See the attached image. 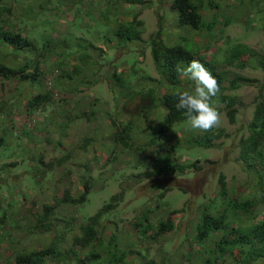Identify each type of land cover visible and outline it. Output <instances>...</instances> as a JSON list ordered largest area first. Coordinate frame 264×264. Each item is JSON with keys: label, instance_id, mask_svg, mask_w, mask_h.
Wrapping results in <instances>:
<instances>
[{"label": "trees", "instance_id": "trees-1", "mask_svg": "<svg viewBox=\"0 0 264 264\" xmlns=\"http://www.w3.org/2000/svg\"><path fill=\"white\" fill-rule=\"evenodd\" d=\"M7 1L0 0V48L28 59L21 66L16 62L6 64L0 61V78L34 83L43 73L44 65L55 76L53 89L47 87L27 101L29 114H43V120L33 129L26 128L21 133L32 139L31 147L28 145L29 154L1 152L5 140L0 135V264H264V81L257 84L259 94L252 117L236 130L241 136L234 140L232 147V154L239 150L235 160L248 176L242 191H238L240 187L228 184L223 175L213 181L203 178L207 188L201 194L194 189H183L189 194L188 199L193 200L191 210L196 217L189 218V226L179 236L178 245L173 246L177 237L174 232L180 229V223H174L176 210H170L166 217L161 215L152 219V209L144 206L129 227H122L117 222L118 215L112 210L117 207L120 211H127L119 205L143 175L160 176L162 172L170 171L177 174L187 171L186 175H189L190 170L198 167L199 156L192 152L195 161L179 162V158L171 155L172 148L181 145L177 137L170 150L150 161L153 170L129 175L132 184L128 185L126 194L125 190L112 194L101 208L89 213L86 204L101 181L96 175V167L102 169L109 162L102 163L98 152L107 151L112 159L113 150L121 145L119 153L132 154L137 147L132 143L135 142L133 139L139 136L140 124L137 122L145 121L149 127L150 139L144 146L162 143L159 142L161 139L168 140L169 132L178 133L177 125L186 117L183 110L177 111L174 107L176 93L192 90L195 85L177 69L187 67L196 55L217 78L220 91L212 102L216 106L226 105L231 123L238 122L237 110L242 104L236 95L224 91L239 88L245 82L244 78L237 75L229 80V70L219 69L220 60L215 56L207 59L206 54L197 53L198 48L186 39V31L177 36L178 40L169 33V44L161 37V29L156 35L144 39L146 25L137 11L144 0H74L78 3L76 15L81 19L76 28L65 25L68 32L62 39H59V24L55 27L60 28L56 36L46 35V29L40 33L39 30L35 34L37 42L23 35L20 29H12L7 13H12L13 8ZM45 1L50 3L49 8L53 11L56 0ZM59 1L66 4L70 0ZM41 2L34 0V7H41ZM204 5L202 0H172L175 24L177 22L180 28L205 27L212 31L215 22L208 24L204 21ZM85 10L92 15V20H87ZM49 22L52 25L54 21ZM82 23L89 24L85 27L88 36L76 34L82 29ZM45 26L41 25V28ZM100 40L102 45H96ZM108 41L114 46L110 47ZM139 48L151 49L159 77L151 75L143 66L145 52L139 53ZM129 52H132L131 56L135 54L133 59L127 56ZM224 59L239 67L255 62L254 66L264 72V53L259 54L246 44L231 47ZM30 65L34 66V73L29 71ZM102 83L108 84V90L115 97L113 107L104 103L97 91L90 90L86 97H74L83 85L93 88ZM58 93L60 99L56 97ZM137 97L145 101L140 113L126 123L118 122L125 111L124 106ZM110 109H115L119 116L108 113ZM106 117L108 123L103 129ZM80 121L81 125L76 126L85 132L74 143L70 140V131L73 124ZM93 122L96 131L101 128L109 132L106 140L100 141L99 148L92 145L98 139ZM37 126L39 132L47 130L36 132L40 138L35 141L27 132H34ZM191 130L189 142L195 143L194 148L212 147L224 134L223 129L213 128L203 133ZM40 139L52 145L50 156L44 145H37ZM19 165L23 169H15ZM50 171L52 175L48 182L43 179V174ZM126 176L124 172L121 178ZM162 188V184L152 186L151 191L157 192L151 195L153 199L162 201L166 197L167 190ZM158 208L161 209V204ZM195 220L197 223H193ZM152 242L167 243L165 250L169 254L151 257Z\"/></svg>", "mask_w": 264, "mask_h": 264}, {"label": "rangeland", "instance_id": "rangeland-1", "mask_svg": "<svg viewBox=\"0 0 264 264\" xmlns=\"http://www.w3.org/2000/svg\"><path fill=\"white\" fill-rule=\"evenodd\" d=\"M144 1L145 3L137 8L140 18L143 19L146 25L144 39H149L151 36L156 35L159 29H161V37L169 44V33L172 34L174 39L178 40L177 36L184 34V31H186V39L188 38L194 43L193 46L198 48L197 53L206 54L207 59H211L212 56H215L220 60L218 63V65H220L219 69L223 68L229 70V80L237 75L243 77L245 80L244 83L242 81L243 85L239 88L235 90L226 89L224 91L229 95H236L239 104H242L238 106L237 110L239 112L237 118L238 122H230L225 104L217 105L220 112V124L214 129H223L224 134L219 139L215 140V144L212 147L196 146L194 148L195 143L189 142V136L192 130L191 128H187V120L177 125L176 130H178V133H168V140L164 141V139H161L159 142L162 141V143H156L153 146H144L149 141L150 137L148 134L149 127L145 121H142L141 123L137 122V124H140L138 127L139 136L136 135L133 139L135 142H132L137 146L132 152L134 155L126 151L125 153H119L121 145L116 150H113L112 159H109L107 151L101 152L102 150H99L98 152L101 156L102 163L104 161L109 162L105 166H102V169H100L99 166L96 167V175L101 181L98 182L95 190H93L94 192L91 196V200L86 204V210L89 211V213H93L101 208L112 194L120 193L123 190H125L126 194L128 185L132 184L129 180V175L132 173L142 174L147 170H153L154 166L150 161H154L159 157L158 154L161 155L170 150L177 137H179L181 145L172 148L171 155L179 158V162L186 161V163H190V161H195L196 158L192 156V152L194 155L199 156L200 160L197 161L198 167L196 170H190L188 172L189 175L179 176L183 174L176 175L170 172H162L160 176L152 177L143 175L142 180L140 179L141 181L134 184L133 191L128 192L127 195L129 196L119 205L124 211H127H120L117 207L112 210L114 215H118L117 222L122 227H129L130 223L135 220V215L140 214L144 206L149 207L150 210L152 209L150 214L152 219H155L156 216L161 214L166 217L170 210H176L177 213L174 217V223H180L179 231L177 233L176 231L174 232L177 237L173 246H176L179 243V236L182 234L185 227L189 226V218L196 217V213H193L191 210L193 200L188 199L189 194L180 190V188H187V190L194 189L198 194H201L202 192H206L207 188V183L205 184L202 181L203 178L213 181L220 175H223L228 184L240 187L238 191L241 192L242 186H244V183L247 181L248 176L245 170L242 168L241 164L235 160L239 150L232 154V150L234 149L232 147L235 143L234 140L241 136L236 130L239 129L241 123H248L252 117L254 102L259 94V86H257V84L264 81V72L260 68L254 66L255 62L249 63L244 67H239L236 63L232 64L228 62L224 59V56L227 50L239 44L249 45L259 54L264 53V0H202L205 4L202 9L204 21L208 24L215 22V27L212 31L205 27H200L199 29H193L190 26L183 27L192 30L180 28L177 22L175 24L173 20L175 10L172 8V0ZM7 3L13 8L12 13H7L9 22L13 26L12 29H20L23 35L27 36L33 42L34 40L37 42L35 34L39 30L40 33L42 29H46L45 34L48 36H56L57 33H60L61 28V37L59 39H62L63 35L68 32V27H65V25H68L70 29H75L76 23L81 20L80 17L76 15L78 3L74 0H70L69 3L66 4H60V1L56 0L53 3L54 5H52L53 11L49 8L50 3H47L45 0H42L41 7H34V0H8ZM209 4H212V6ZM170 14H173L171 18L169 17ZM85 15L87 20H92V15L87 14L86 10ZM50 20L54 21L52 25L50 22L48 23ZM62 21H66V24H62ZM176 21H178V19H176ZM57 24L60 25V28L58 27L55 29ZM41 25L46 26L41 28ZM86 26H89V24L82 23V29H79L76 34L88 36L85 29ZM180 39L183 40L182 38ZM102 42L101 40L97 41L96 45L101 46ZM108 44L110 45L109 41ZM113 46L114 44L110 45V47ZM1 49L2 48H0V50ZM142 50L143 49L139 48L138 52L140 53ZM143 51L145 52L142 56L143 66L147 68L151 75L159 77L154 65L151 49L146 48ZM131 54L132 52H129L127 56L133 59V55L135 54L133 53L132 56ZM23 57L24 56L20 58L7 49L0 51V61L6 64L16 62L21 66L28 59ZM196 59H199L198 55H196ZM245 60L247 59L245 58ZM47 67V65H44L43 73L34 83L30 80L19 81L17 78H0V131H2L0 135H2L5 140L1 152L4 151L3 153L5 154L16 152L21 154V156L23 154H29L28 145L31 147L30 140L32 139L28 135H26L27 137L25 134L21 135V133H23V130L26 128L33 129L38 122L43 120V114L41 112L29 114L27 101L39 91H44L47 87L53 89L52 82L55 74ZM29 71L32 73L35 72L33 65H30ZM226 84L228 85V83ZM107 85V83H102L93 88H88L87 85H83L81 91L76 93L74 97H86V94L88 92L90 93V90L94 92L97 91L98 95L104 99V103L113 107L116 100L113 93L108 90ZM56 97L60 99L61 94L58 93ZM143 104H145V101L141 97L131 100L124 106L123 109L125 111L122 112L118 122L126 123L131 120L132 116L140 113L141 105ZM107 112L111 115L119 116V113L115 109H110ZM105 113L103 114L105 115ZM107 118L108 117L104 118L102 123L103 129L107 127ZM76 125H81V121L73 124V129L70 131V140H73L74 143L78 142L85 132V129L81 132L82 127L79 128ZM92 125L93 129H95L94 122ZM179 126L183 127L178 129ZM41 127L45 129L43 126ZM7 130L8 133H6ZM39 130L37 126L34 132H27V130H25V132L31 135V137H34V140L37 141V139L40 138L38 134L40 132H45L47 129L45 131L41 130L40 132ZM36 132L39 133L37 134ZM95 133L98 139H95L96 141H94L92 145L94 148H99L101 145L100 141L106 140V136L109 132L108 130L98 128L97 131L95 129ZM201 133L203 132L201 131ZM58 135L59 134L55 136L58 137ZM41 137L44 136L41 135ZM40 140V143L37 145H44L48 150L47 154L50 156V154L53 153L51 149L52 145L47 144L45 139ZM180 146L182 148H179ZM60 154L61 153H57V155ZM15 169H23V166L19 165L15 167ZM124 172H126L128 177L126 176L122 179L121 176ZM51 175V171L46 172L43 174V179L47 180ZM136 178L138 177H134V179ZM47 181L49 182L50 180ZM103 181L104 183H102ZM155 184H162L163 188L167 190L166 197L162 201L153 199L151 196L157 193L156 191H151L152 186ZM160 204L161 208L166 209H160L159 211L155 210L154 207ZM136 206H138V208H136ZM197 220L193 223H197ZM166 245L167 243L152 242L151 246L154 250L151 257L156 255L167 256L169 253L165 250ZM139 264L141 263L139 262Z\"/></svg>", "mask_w": 264, "mask_h": 264}, {"label": "clouds", "instance_id": "clouds-1", "mask_svg": "<svg viewBox=\"0 0 264 264\" xmlns=\"http://www.w3.org/2000/svg\"><path fill=\"white\" fill-rule=\"evenodd\" d=\"M182 76L194 81L192 90H185L176 93L177 102L174 107L177 111L183 110L187 123L191 129L202 132H209L220 124V112L218 107L213 104L212 98L219 91L217 78L202 64L198 59H191L187 67L177 69ZM171 174H176L171 172ZM179 176L186 175L184 173ZM180 190H183L180 188ZM184 191V190H183ZM159 205L154 209L159 211ZM153 209V210H154ZM166 209V208H161ZM162 215V214H161ZM156 216V217H160ZM176 216V215H175ZM162 217H165L162 215ZM259 264V262H257Z\"/></svg>", "mask_w": 264, "mask_h": 264}]
</instances>
